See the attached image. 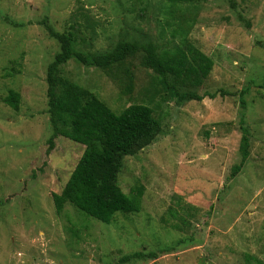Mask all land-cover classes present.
<instances>
[{
	"label": "rangeland",
	"instance_id": "1",
	"mask_svg": "<svg viewBox=\"0 0 264 264\" xmlns=\"http://www.w3.org/2000/svg\"><path fill=\"white\" fill-rule=\"evenodd\" d=\"M234 2L175 9V23L189 19V45L214 61L201 85L165 80L144 65L143 52L111 70L62 66L114 112L143 104L162 121V133L124 157L119 174L130 197L144 190L142 210L106 224L71 204L61 214L54 206L85 146L51 126L47 74L61 45L45 24L76 31L79 49L90 53L125 41L171 49L182 35L165 24L168 4L0 0V264H264V0ZM10 90L21 94L18 111L3 102ZM175 91L204 99L181 101ZM243 128L250 158L233 178ZM137 252L157 258L121 262Z\"/></svg>",
	"mask_w": 264,
	"mask_h": 264
},
{
	"label": "trees",
	"instance_id": "2",
	"mask_svg": "<svg viewBox=\"0 0 264 264\" xmlns=\"http://www.w3.org/2000/svg\"><path fill=\"white\" fill-rule=\"evenodd\" d=\"M202 1L204 0H164L168 4L165 24L173 28L175 35H182V43L171 49L159 50L153 42L141 44L138 41H125L111 52L90 53L79 49V44L84 39L76 31L58 33L45 24L50 36L61 45V51L49 65L47 74L51 126L56 137L61 136L85 146V151L64 189L61 193L53 194L57 214H61L65 206L71 204L88 217L111 224L117 213H139L142 210L144 190L139 187L135 189L134 196L130 197L118 184L123 159L150 146L163 130L162 121L155 116L151 107L135 104L116 113L90 90L63 76L62 66L75 60L88 67L111 70L129 57L143 52L144 65L165 80L168 76H173L177 80L201 85L209 77L214 61L192 44L189 45V19L182 18L175 23L173 15L175 9L182 5ZM231 5L235 8L234 0H231ZM128 80V90L132 91L133 76L130 72ZM245 93L242 91L241 96ZM174 96L181 101L204 99L194 93L180 94L177 91ZM210 97L214 98L215 95ZM3 102L18 111L21 94L10 90ZM242 105H245L244 101ZM243 131L242 159L233 169V178L242 171L250 158V137L245 128ZM146 258L156 259L157 254L137 252L122 257L121 262Z\"/></svg>",
	"mask_w": 264,
	"mask_h": 264
}]
</instances>
